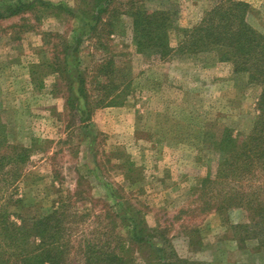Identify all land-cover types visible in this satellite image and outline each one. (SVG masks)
Listing matches in <instances>:
<instances>
[{
    "label": "rangeland",
    "instance_id": "obj_1",
    "mask_svg": "<svg viewBox=\"0 0 264 264\" xmlns=\"http://www.w3.org/2000/svg\"><path fill=\"white\" fill-rule=\"evenodd\" d=\"M17 1L30 0H0V10ZM45 1L76 14L88 0ZM218 1L145 3L148 11L177 12L168 34L173 52L163 61L138 55L131 19L117 18L112 41L116 53L128 55L116 59L124 101L90 113L83 107L78 113L76 102L65 107L67 76L59 80L45 66L64 39L71 42L79 33V19L27 13L0 20V130L9 145L30 150L17 173L0 172V204L11 221L39 219L64 205L63 223L73 233L110 240L117 253L123 241L126 264H152L150 248L139 250L127 240L129 229L122 227L130 218L155 230L153 243L183 260L241 264L238 251L245 250L256 255L249 264H264V248L254 240L241 243L245 236L234 229L249 223L248 214L202 212L195 190L215 172L219 132L250 131L261 92L215 53L177 50L181 31L197 26ZM238 1L249 5L247 24L264 35V0ZM88 44L71 66L76 60L78 67L93 64L88 61L95 49ZM91 93L104 94L99 88Z\"/></svg>",
    "mask_w": 264,
    "mask_h": 264
},
{
    "label": "trees",
    "instance_id": "obj_2",
    "mask_svg": "<svg viewBox=\"0 0 264 264\" xmlns=\"http://www.w3.org/2000/svg\"><path fill=\"white\" fill-rule=\"evenodd\" d=\"M153 1L156 0H88L76 14L50 1H17L0 10V20L27 13L79 19V33L71 42L64 39L60 50L53 53L51 62L45 66L59 80L63 73L67 76L69 98L65 107H73L76 102L78 113L81 107L90 113L124 101L125 90L120 89L122 85L116 77V59L121 56L126 59L128 55L116 53L112 41L117 18L127 15L131 19L138 55L163 61L173 52L168 34L175 28L177 12L174 7L148 11L145 3ZM248 11L249 5L244 2L219 0L197 26L181 31L177 50L215 53L221 61L232 64L235 75H246L249 84L261 89L252 128L247 134L234 135L226 128L219 132L213 142L215 172L209 171L195 190L197 199L202 201V212L244 210L249 223L234 227L245 236L240 242L254 240L258 247L264 248V35L247 24ZM86 41L95 49V55L88 61L92 59L93 64L78 67L76 60V66H71V59L79 55ZM98 88L103 95L91 93ZM0 152V172L12 175L30 154L25 147L9 145L1 130ZM5 206L0 204V264H126L123 241L117 253V246L110 240L85 239L83 231L73 233V226L63 223L67 217L64 205L61 211L53 210L39 219H19V223L10 220ZM127 222L129 225L126 223L122 228L129 229V244L139 250L150 248L152 264H200L179 258L164 244L156 246L153 243L156 231L145 224L132 218Z\"/></svg>",
    "mask_w": 264,
    "mask_h": 264
},
{
    "label": "crops",
    "instance_id": "obj_3",
    "mask_svg": "<svg viewBox=\"0 0 264 264\" xmlns=\"http://www.w3.org/2000/svg\"><path fill=\"white\" fill-rule=\"evenodd\" d=\"M238 252L240 254V258L238 260L241 264H249L255 261L256 255L254 253L247 252L245 250H239Z\"/></svg>",
    "mask_w": 264,
    "mask_h": 264
}]
</instances>
